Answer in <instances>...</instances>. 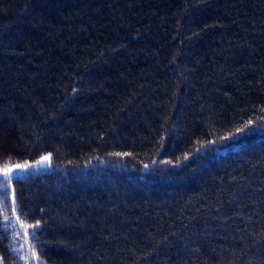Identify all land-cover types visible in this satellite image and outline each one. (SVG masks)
I'll list each match as a JSON object with an SVG mask.
<instances>
[{"label":"trees","instance_id":"obj_1","mask_svg":"<svg viewBox=\"0 0 264 264\" xmlns=\"http://www.w3.org/2000/svg\"><path fill=\"white\" fill-rule=\"evenodd\" d=\"M49 154L0 264H264V0H0V166Z\"/></svg>","mask_w":264,"mask_h":264},{"label":"snow or ice","instance_id":"obj_2","mask_svg":"<svg viewBox=\"0 0 264 264\" xmlns=\"http://www.w3.org/2000/svg\"><path fill=\"white\" fill-rule=\"evenodd\" d=\"M252 125V122L249 121L248 125H245V128H238L236 130V133L230 134V136H235L244 133L246 130L251 131L252 129L250 126ZM230 137H223V140L227 141ZM216 141H211L210 144L215 145ZM199 151V150H198ZM116 155H121L120 153H117ZM51 154L48 156L41 157L40 160H38L35 164H17L14 167H5L0 169V207L4 206L7 203V199L9 197L10 192H14V190L11 187L12 181L14 179H19L21 175L24 173H28L30 170L34 168H40L42 166H51L52 160H51ZM185 159H188V157H185ZM147 167V166H146ZM18 204L16 201L15 195L12 196L11 199V212L12 216L15 217V220L13 221L9 215L4 214L3 220L8 222L7 225H5V229L10 225L14 229H18L16 232L17 236H24L27 237L29 229L32 232V237L35 238V231L40 228V222L37 221L36 224L30 225V226H24L23 222L20 221V217L16 215ZM26 215V214H25ZM33 256H35V253L33 252Z\"/></svg>","mask_w":264,"mask_h":264},{"label":"rangeland","instance_id":"obj_3","mask_svg":"<svg viewBox=\"0 0 264 264\" xmlns=\"http://www.w3.org/2000/svg\"><path fill=\"white\" fill-rule=\"evenodd\" d=\"M45 156H48V155H45ZM51 158V157H50ZM41 159V158H40ZM40 159H38V160H40ZM38 160H36V161H33V162H27V163H29V164H35ZM23 164H25V163H23ZM17 164H15V165H9V166H0V169H2V168H5V167H14V166H16ZM47 167H49V166H42V167H40V168H34V169H32V170H30V171H37V170H42V169H45V168H47ZM25 174V173H24ZM23 174V175H24ZM22 176V175H21ZM18 230V229H17Z\"/></svg>","mask_w":264,"mask_h":264}]
</instances>
